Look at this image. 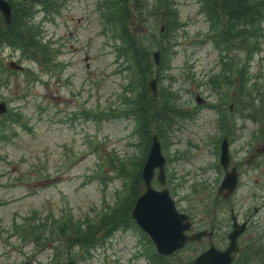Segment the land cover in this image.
<instances>
[{"label":"rangeland","instance_id":"rangeland-1","mask_svg":"<svg viewBox=\"0 0 264 264\" xmlns=\"http://www.w3.org/2000/svg\"><path fill=\"white\" fill-rule=\"evenodd\" d=\"M8 1L21 8L32 5V13L22 10L21 15L32 27L28 36L37 37L42 48L33 54L16 42L0 40V103L7 108L0 114V264H195L204 249L188 244L163 263L153 241L131 218L110 229L90 230L98 229L121 198L118 207L131 204V162L144 161L146 145L150 148L153 140L154 133L140 134L139 115L125 112L135 106L142 89L138 63L123 48L126 31L139 47L150 48L153 77L158 69L154 53L163 44L168 50L161 55L167 68L159 70L163 79L159 74L156 85L158 91L175 93L173 127L160 137L166 187L179 210H190L199 222L213 217L222 221L214 208L228 218L216 189H194L191 177L217 176L219 161L210 136L241 124L233 148L243 174L233 202L241 219L253 214L256 229L249 233L255 236L246 237L244 244L254 245L261 235L251 257L264 264V255L259 256L264 209H253L264 203V153L255 151L264 141V42L261 51L232 72L233 65L222 55L232 54L239 61L247 55L226 53L207 39L210 23L197 0H173L179 19L169 30L162 0L128 5L131 20L126 27L109 21L110 8L120 10L123 0H113L112 6L107 0ZM145 1L148 6L143 8ZM244 66L249 69L248 90L241 92L235 76ZM235 102L240 115L229 111ZM154 187L162 189L157 178ZM65 223L69 227L63 233ZM75 233L82 239L71 244L68 239L77 237ZM242 256L235 260L242 262Z\"/></svg>","mask_w":264,"mask_h":264},{"label":"trees","instance_id":"trees-1","mask_svg":"<svg viewBox=\"0 0 264 264\" xmlns=\"http://www.w3.org/2000/svg\"><path fill=\"white\" fill-rule=\"evenodd\" d=\"M107 2H109L112 6L113 0H107ZM138 2L139 0H123L120 10L115 11L113 8H110L111 15L109 21L115 19V21L112 22V25L119 23H121L124 27L129 25L131 20V11L129 6L135 5ZM197 2L200 4V11L207 15L208 22L210 23L207 39L214 43L216 48L220 49L221 51H227L226 53H230L236 50L237 55L240 54L239 51H243L247 55L245 61H239L232 54L222 55L223 61L225 59L228 60L227 65L229 67L230 64L233 65L232 72H235V66H237L240 62L245 64L253 54L262 50V43L264 42V0H197ZM11 3L13 11L12 21L10 23L5 21L0 12V29H2V32L0 31V40H3L4 42L7 41L9 43L16 42L19 48H22L27 52L34 50L31 51L33 54H39V50L42 48V46L39 44L37 37L28 36L32 27L31 25L28 26L29 24L26 20V17L23 20L21 15L22 10H28L30 13H32V5L26 4L21 8L13 1ZM160 4L163 7L162 14L164 15V19L166 17L167 22L169 23L167 25L169 30L178 23L179 19L177 17V12L173 8L174 1L162 0ZM147 6L148 3L145 1L143 8ZM2 33L3 37L1 38ZM164 35L167 37L169 34L166 32ZM126 37L127 38L123 42V48L127 54L133 53V58L138 63L139 74L141 76L140 85L142 89L141 93L138 95L139 99H137L135 106L130 110L125 109V112L130 114L132 111H135L139 115L141 120H139L138 127L143 131L140 133L141 135L150 136L153 133H156L159 138L165 137V130L172 128L175 121L176 108L174 102L172 101L175 93L171 92L170 94H167L164 93V91H161L162 89H160L157 94H154L149 86L148 81L155 73V71L152 69L150 48L141 45L139 47L134 41L135 37L133 38L132 35L127 31ZM159 51L161 52V55L168 52V50L164 47V44L160 47ZM49 56L51 58V55ZM46 59H48V57H46ZM161 59V65H159L157 69L156 76L158 77L160 74V78L163 79L159 70L167 68V58L164 56ZM248 75L249 69L247 66H244L242 69H240L239 76H235V78L238 77V80H240V87L242 88L241 92L248 90L246 85L249 80ZM167 95H170L169 99H167ZM138 127L135 129L134 134L139 131ZM146 147L148 152L149 144H147ZM145 160L146 159L139 163H136L135 161L131 162V164H134V173L132 172L134 182L132 180V189L130 192V198L132 200L131 204H129L127 207H118L122 202L121 198V201H119L117 206L111 209H114L111 212L112 214H109L106 218H104L106 220L101 221L98 229L91 228V231L110 229L111 227H114L122 222V220L126 219V217L131 218V208L134 207L133 202L134 200L136 202L137 198L141 195L143 189L145 188L142 172L140 170V168L144 166ZM121 173H123V170ZM119 208L121 209L119 210ZM104 215V211L100 213V217H103ZM67 227H69L67 223L60 227L63 233L67 231ZM76 235H78V233H75L74 236ZM81 239L82 236L78 235L77 237H71L68 239V241L71 242V244H77ZM262 255L264 254L259 256ZM156 256L163 263H166V256H162L158 253ZM242 257L245 258L242 261L243 263L238 259L235 261V263L258 264V262L262 260L259 259L258 261L256 260V262L253 261L256 258H252L248 251H246ZM250 261H253V263H250Z\"/></svg>","mask_w":264,"mask_h":264},{"label":"water","instance_id":"water-1","mask_svg":"<svg viewBox=\"0 0 264 264\" xmlns=\"http://www.w3.org/2000/svg\"><path fill=\"white\" fill-rule=\"evenodd\" d=\"M0 11L6 21L11 22L12 6L8 0H0ZM164 28L165 24H163L162 30ZM160 57L161 52L156 51L154 53V60L158 66L160 65ZM10 65L20 67L15 62L10 63ZM156 85L157 78H154L150 81V86L155 94L157 93ZM197 98L201 102L202 97L197 96ZM6 109V104L1 102L0 114L6 112ZM166 161V157L162 152L161 140L157 134H154L150 151L142 170V177L146 189L136 200L131 216L154 241L157 251L160 254L171 255L183 248L187 242L199 240L202 233H195L192 236L186 233V230L190 228L189 217L178 210L170 190L165 186L167 182L165 170ZM227 162L228 155L224 152L223 164L227 165ZM156 170L159 171L157 179L164 186L162 189H157L153 186ZM237 181V174L228 173L219 192H222L227 187L229 192L226 196L233 193ZM237 235V232L231 234L230 245L225 251L212 247L198 255L195 259V264H232L235 259L234 254L238 251V245L236 243ZM61 264H73V262Z\"/></svg>","mask_w":264,"mask_h":264},{"label":"flooded vegetation","instance_id":"flooded-vegetation-1","mask_svg":"<svg viewBox=\"0 0 264 264\" xmlns=\"http://www.w3.org/2000/svg\"><path fill=\"white\" fill-rule=\"evenodd\" d=\"M217 106H219L218 108L220 109V105ZM235 106H237V102L231 103L229 105V111H231L232 114L236 113L240 115L239 109ZM223 117H224V113H221L220 120H223L222 119ZM229 120L232 121V117H230ZM240 128H241V124L237 125L236 123H234L233 127L229 126V130L226 131L227 133H224L222 130H220L221 135L215 138L214 135L210 136V138H212L213 142L216 145L215 148L213 149V152L218 156V161H219V165H217L218 168L217 176L214 177L212 180L210 178L206 179V178L191 177L193 181H195V183L193 184L194 189L197 188H202L206 190L216 189V195H217L216 200L221 201V203H223L221 207L226 205V207L229 210L228 218H221L220 214L217 212L218 211L217 208L213 209V213L216 214V216L220 220H222L220 222H218L215 217L206 220L201 218V222H199L197 218L193 217V215L190 213V210H181L182 212H185L189 217L190 228L187 230V233L191 236L195 233H199V232L202 233L200 236L201 238L199 240L188 242V243H196L199 245L202 244L204 249L201 251V253L211 249L212 247L221 251H225L230 245L231 234H233L234 232L238 233L236 238L238 251L234 254L235 257L238 255L241 256L242 254L246 253V251H248L250 255H252L255 251H258L255 245L257 242H259L258 238H262L261 235L253 240V242L255 241L254 245L248 246L244 244L246 237L247 239L248 238L252 239L253 236H255L252 233H249L250 231L254 232V229H256L253 214L248 213L246 214L244 219H241L240 216L241 214L239 213V210L236 208L237 206H235V203L233 202V200L236 199L235 197L241 188V178L243 174L241 168L242 163L235 161V154L238 153V150L236 149L235 152L233 148L235 141L239 139V135L237 134V132L238 129ZM255 151L258 152L259 154L264 153V141L259 142V145L255 147ZM224 152H226L228 155L227 165L223 164ZM254 159H255V155H251L249 158V162L252 164L254 162ZM228 173L237 174L238 181L236 187L234 188V192L226 196V194L229 192L227 187H225L224 190H222V192H219V190ZM256 182H259V179H256ZM251 196L255 197L257 200L259 198L257 195H255L254 192L253 194H251ZM253 209L255 213L262 211L264 209V203L260 205H254ZM260 241H262V239ZM261 254H264V249H262Z\"/></svg>","mask_w":264,"mask_h":264}]
</instances>
